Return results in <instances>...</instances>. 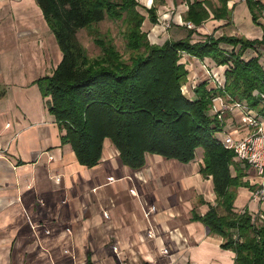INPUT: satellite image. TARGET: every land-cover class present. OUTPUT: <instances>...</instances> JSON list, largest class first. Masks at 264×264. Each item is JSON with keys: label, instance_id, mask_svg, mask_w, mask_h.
I'll return each instance as SVG.
<instances>
[{"label": "crops", "instance_id": "obj_1", "mask_svg": "<svg viewBox=\"0 0 264 264\" xmlns=\"http://www.w3.org/2000/svg\"><path fill=\"white\" fill-rule=\"evenodd\" d=\"M138 1L154 39L164 43L188 35V28L176 22L166 36L161 33L160 13L175 8L174 0ZM181 1L188 10L194 0ZM207 1L214 7L221 3ZM153 5L156 24L147 11ZM227 7L226 18L211 13L195 26L192 40L208 34L263 37L264 10L256 24L246 0H228ZM230 23L244 27L229 28ZM257 55L264 68L263 47L246 50L244 58ZM61 57L36 0H0V147L6 148L0 152V264H235V252L221 245L223 237L194 219L217 204L212 177L200 172L202 148L189 163L148 154L145 166L133 170L106 139L97 165L78 162L71 145L61 140L48 109L50 97L37 83L52 74ZM183 58L187 95L193 97L207 72L200 59ZM224 69L211 71L222 80ZM245 123L241 113H228L224 131L241 138L250 132ZM242 168L244 180L257 185L256 172L247 164ZM251 192L250 187L237 189L234 211L260 207L250 200Z\"/></svg>", "mask_w": 264, "mask_h": 264}, {"label": "trees", "instance_id": "obj_2", "mask_svg": "<svg viewBox=\"0 0 264 264\" xmlns=\"http://www.w3.org/2000/svg\"><path fill=\"white\" fill-rule=\"evenodd\" d=\"M214 7L211 1L188 2L184 21L195 26L213 13L226 18L228 0ZM254 23L264 10L261 0H246ZM51 28L62 57L51 75L37 80L43 95L50 97L48 109L58 124L63 143H69L78 162L97 165L106 139L119 152L123 164L139 170L148 154L189 163L203 149L200 172L212 177L217 204L204 215L194 214L211 233L223 237L222 247L235 252V264H264V220L244 208L234 211L239 187H252L244 180L246 171L237 163L232 150L222 144V124L211 112L216 95H228L261 108L264 94V68L260 55L244 58L248 49L264 48L262 38L208 34L192 40L195 28H188L183 39L166 40L162 45L148 40L142 29L145 16L138 0H36ZM157 7L147 11L158 23ZM212 11V12H211ZM106 19L122 20L127 26V47L136 50L129 61L114 45L99 38L93 25ZM87 29L103 55L92 60L78 38ZM184 54L209 60L225 67L223 84L210 80L194 88V96L183 91L189 71ZM211 65V64H210ZM258 92V94H255ZM223 209V213L219 212Z\"/></svg>", "mask_w": 264, "mask_h": 264}, {"label": "built area", "instance_id": "obj_3", "mask_svg": "<svg viewBox=\"0 0 264 264\" xmlns=\"http://www.w3.org/2000/svg\"><path fill=\"white\" fill-rule=\"evenodd\" d=\"M182 25L188 28H194L195 25L191 21H182ZM163 25L165 28L170 27V20L164 18ZM204 67L207 73L211 76V82L215 86L223 84L224 78L217 77L206 64ZM258 94V92H255ZM262 98L261 108L264 106V94H259ZM264 109V108H263ZM211 112L215 114L222 124V144L225 148L232 150L238 161L247 164L257 174L258 183L255 190L251 192V200L254 202L264 201V111L260 109L251 108L246 101L234 100L228 95H216L212 99ZM239 112L242 114L243 121H247L251 131L241 137L237 138L232 133L224 131L225 116L228 113ZM6 148L0 147V152H4Z\"/></svg>", "mask_w": 264, "mask_h": 264}, {"label": "rangeland", "instance_id": "obj_4", "mask_svg": "<svg viewBox=\"0 0 264 264\" xmlns=\"http://www.w3.org/2000/svg\"><path fill=\"white\" fill-rule=\"evenodd\" d=\"M158 1L161 3L160 0H158ZM163 1L164 0H162V2ZM213 1H214V5H216V6L219 5L218 0H213ZM174 4H175V8L166 9L165 13H160L161 19H160V22L158 24L165 27L163 25L164 18L170 20V27L174 24V22L179 24L180 23V21H179L180 17L182 18V21L184 20V14L187 11V3L185 1H181V0H174ZM171 6H172V4H171ZM138 10L140 13L142 11L144 14L147 15V13L144 10H142V7L139 6ZM148 23H149V21L147 20L142 25V29L146 33L148 40H150V42L152 41L153 44H158V45L163 44L161 39L160 40L154 39L155 38L154 35L151 34L150 29L147 28L146 24H148ZM180 25H182V24H180ZM93 27L96 30V33L99 35L100 41H101V39H103V41H105L106 43H110L111 45H114L116 47V49L118 50V52L122 55L123 60L129 61L130 58L135 55L136 50H130L127 47L126 35H128V32H127L128 29H127L126 24L122 20L113 21L110 19H106L100 23L94 24ZM170 27H168V28H170ZM182 27L186 29L185 25H182ZM228 27L229 28L239 27V28L243 29L244 25L241 24L239 26L238 25L235 26L234 24L230 23V25H228ZM168 28H165L161 31L163 36H166L165 30H167ZM78 38H79V41L81 42V44L87 50V53L92 60L97 59L101 55H103L102 46L100 44H96L93 36L89 33V31L87 29L80 30L78 33ZM201 38H203V37H201ZM193 40H194V38H193ZM57 51H58V49L54 50L55 54L57 53ZM184 55H183V57H184ZM183 57L181 60L182 62H184V59H185ZM186 60H188V59H186ZM188 64H189V60H188ZM204 64H206L208 67H210V69H212V68L214 69L215 67H217L213 64L210 65L209 60L201 61V63H199V65L201 66L202 69H204L205 72H207V71L204 67ZM205 74L208 77L205 80L211 81V79H212L211 76L208 73H205ZM187 82H188V79L185 82V84L183 85V91L185 93L189 92V87H190V85H188ZM223 96H226V95H223ZM244 122H246L245 124L247 125V121H244ZM250 131H251V129H250ZM197 154L200 156V153H196V157H199ZM243 165L245 166V163L241 162L240 166L243 167ZM251 176H254V175H251ZM247 179H249V178H247ZM250 183H251V181H250ZM256 186H257L256 184L252 185V187H251L252 190H255ZM250 200H251V198H250ZM256 203H258L260 205V207L257 208L255 211L254 210H252V211L250 210V211L254 212L256 215L260 216V217H258V219H260V221H262V220H264V207H263L264 201L256 202ZM219 212L223 213L221 208H219Z\"/></svg>", "mask_w": 264, "mask_h": 264}]
</instances>
